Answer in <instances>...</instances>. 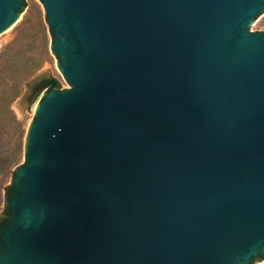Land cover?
<instances>
[{
    "label": "water",
    "instance_id": "obj_1",
    "mask_svg": "<svg viewBox=\"0 0 264 264\" xmlns=\"http://www.w3.org/2000/svg\"><path fill=\"white\" fill-rule=\"evenodd\" d=\"M40 2L71 88L27 129L0 264L264 257V0Z\"/></svg>",
    "mask_w": 264,
    "mask_h": 264
},
{
    "label": "trees",
    "instance_id": "obj_2",
    "mask_svg": "<svg viewBox=\"0 0 264 264\" xmlns=\"http://www.w3.org/2000/svg\"><path fill=\"white\" fill-rule=\"evenodd\" d=\"M39 25V29L34 30L28 20L23 21L17 38L0 54V168L3 174L12 173L15 176L16 171L12 170L24 156L27 129L14 114L12 104L21 93L22 83L39 66L34 57L28 55L29 50L32 51V44L39 40L40 33L46 36L43 22L40 21ZM37 90L40 93L60 91V84L56 79L45 80ZM14 140L18 141L16 149L12 148ZM13 191L12 186L7 194L8 202ZM9 222L2 225L1 233Z\"/></svg>",
    "mask_w": 264,
    "mask_h": 264
},
{
    "label": "rangeland",
    "instance_id": "obj_3",
    "mask_svg": "<svg viewBox=\"0 0 264 264\" xmlns=\"http://www.w3.org/2000/svg\"><path fill=\"white\" fill-rule=\"evenodd\" d=\"M25 20L30 22V26L34 30L39 29V22L42 21L47 30L45 37H43L44 34L42 36L40 33L39 40L32 44V51L29 50L31 46L27 47L29 50L28 55L34 57L35 62L39 63V66H37L33 73L22 83L21 93L12 104L14 114L24 124L26 129H28L35 118V107L40 103L43 94L46 92L40 93L36 90L38 86L30 90L29 83L35 79H43V81L56 79L60 84V91L70 89L71 87L63 78L58 67V59L51 54L52 37L44 21V10L40 0H24V9L22 10L20 20L13 27L0 35V54L17 38L21 24ZM249 31L264 33V13L253 23ZM29 90L31 93L28 96L27 102L23 104L21 99ZM17 147L18 141L14 140L12 148L16 149ZM24 163L25 160L23 156L19 164L12 171H16ZM13 178L14 174H3L0 168V223L10 220V208L7 194L8 191L12 189ZM252 264H264V257H255Z\"/></svg>",
    "mask_w": 264,
    "mask_h": 264
},
{
    "label": "flooded vegetation",
    "instance_id": "obj_4",
    "mask_svg": "<svg viewBox=\"0 0 264 264\" xmlns=\"http://www.w3.org/2000/svg\"><path fill=\"white\" fill-rule=\"evenodd\" d=\"M38 89V87L36 88V90ZM8 221V220H7ZM6 223V221L5 222H2V223H0V234H1V228H2V225H4Z\"/></svg>",
    "mask_w": 264,
    "mask_h": 264
},
{
    "label": "bare ground",
    "instance_id": "obj_5",
    "mask_svg": "<svg viewBox=\"0 0 264 264\" xmlns=\"http://www.w3.org/2000/svg\"><path fill=\"white\" fill-rule=\"evenodd\" d=\"M37 109H38V105L35 107V111H37Z\"/></svg>",
    "mask_w": 264,
    "mask_h": 264
}]
</instances>
